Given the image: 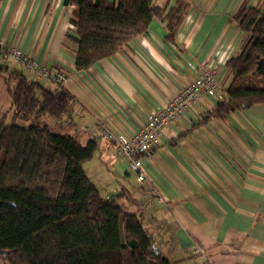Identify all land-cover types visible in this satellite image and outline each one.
Returning <instances> with one entry per match:
<instances>
[{"label": "crops", "instance_id": "1", "mask_svg": "<svg viewBox=\"0 0 264 264\" xmlns=\"http://www.w3.org/2000/svg\"><path fill=\"white\" fill-rule=\"evenodd\" d=\"M187 1L175 41L167 38V23L154 18L146 34L84 70L76 68V47L65 39L76 27L74 6L64 0H0V37L48 69L69 74L65 87L76 98L72 119L81 142H97L84 164L87 174L104 196L139 216L170 264H264V103L225 120L204 118L222 98L230 76L226 62L240 49L234 15L243 3L259 0ZM175 3L170 0V7ZM205 62L218 70L219 96H201L164 128L161 143L144 159L146 179L139 181L116 145L93 133L95 122L115 132L135 131ZM13 68L25 69L0 56V116L10 108L4 76ZM0 264L9 262L0 256Z\"/></svg>", "mask_w": 264, "mask_h": 264}, {"label": "trees", "instance_id": "2", "mask_svg": "<svg viewBox=\"0 0 264 264\" xmlns=\"http://www.w3.org/2000/svg\"><path fill=\"white\" fill-rule=\"evenodd\" d=\"M153 1L64 0L74 6L76 30L65 39L76 47V68L115 54L146 34L154 18L167 23V38L175 41L189 2ZM234 20L242 31L240 49L226 62L229 81L206 119L225 120L264 103V0L243 3ZM24 70L4 76L11 118L0 116V256L9 264H170L139 216L104 196L87 174L84 164L97 142H81L72 119L75 96Z\"/></svg>", "mask_w": 264, "mask_h": 264}, {"label": "built area", "instance_id": "3", "mask_svg": "<svg viewBox=\"0 0 264 264\" xmlns=\"http://www.w3.org/2000/svg\"><path fill=\"white\" fill-rule=\"evenodd\" d=\"M0 56L11 58L15 63L31 71L37 79H47L62 85H65L69 79L67 72L48 69L23 51L22 47L2 37H0ZM220 86L217 68L205 62L191 82L176 91L167 104L153 108L147 114L143 125L135 131L115 132L104 121L98 120L94 124L93 133L112 141L118 153L128 160L129 168L137 174V179L144 181L146 179L144 159H150L153 148L161 143L164 128L179 122L194 101L201 96H219ZM204 250L206 249L202 251Z\"/></svg>", "mask_w": 264, "mask_h": 264}, {"label": "rangeland", "instance_id": "4", "mask_svg": "<svg viewBox=\"0 0 264 264\" xmlns=\"http://www.w3.org/2000/svg\"><path fill=\"white\" fill-rule=\"evenodd\" d=\"M260 2H261V0H259V1L256 3V5L260 4ZM7 63H9L11 66H13V62L8 61ZM43 83L46 84V82H43ZM6 114H9V112L7 111ZM8 118L10 119L11 116H8ZM49 122H51V123H56L55 120H54V121H53V120H49ZM25 124H26V123H25ZM27 124H28V122H27Z\"/></svg>", "mask_w": 264, "mask_h": 264}, {"label": "water", "instance_id": "5", "mask_svg": "<svg viewBox=\"0 0 264 264\" xmlns=\"http://www.w3.org/2000/svg\"><path fill=\"white\" fill-rule=\"evenodd\" d=\"M4 251L0 250V254H2Z\"/></svg>", "mask_w": 264, "mask_h": 264}]
</instances>
